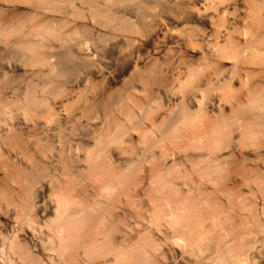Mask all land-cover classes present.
<instances>
[{"label":"bare ground","instance_id":"bare-ground-1","mask_svg":"<svg viewBox=\"0 0 264 264\" xmlns=\"http://www.w3.org/2000/svg\"><path fill=\"white\" fill-rule=\"evenodd\" d=\"M263 150L264 0H0V264H264Z\"/></svg>","mask_w":264,"mask_h":264},{"label":"rangeland","instance_id":"rangeland-1","mask_svg":"<svg viewBox=\"0 0 264 264\" xmlns=\"http://www.w3.org/2000/svg\"><path fill=\"white\" fill-rule=\"evenodd\" d=\"M46 5H48V4H46ZM25 6L24 5L18 6L19 11L15 12L13 14V18L15 20H20V21H22L24 23L26 22L27 24H31L33 22L34 23L37 22V20H33L32 19V16H34V14L36 13V10L31 12V10L29 8L25 7ZM1 7L5 8L4 6H1ZM51 7H52L51 5H48L46 7L47 8L46 9V13H41L42 14L41 18H39L38 21L42 20V23H44V24L47 23L49 25L54 26V25H56L57 18L59 17V15L57 13H54L53 11H50ZM44 18H46V19H44ZM18 72L22 73L24 71L19 69ZM126 76H128V74H125L122 77H119V81L112 82V86H114V87L120 86V84H121L120 78L122 79V78H124ZM98 79H100V77ZM248 141H249L248 144H249L250 148H254L253 146H254V144L257 143V139L256 140L255 139H251V140H248ZM136 142H137V146L139 145L138 148H140V146H142V144L138 140H136ZM163 144H166L167 147H170L173 150H178V148H179V146L181 144V141H176V140H173V141L172 140L171 141L168 140L167 142L164 141L163 143L158 144L155 147V150L161 148V146ZM172 153H173L172 150H169L168 153H164V154H160L159 152H157L155 156H149V157L142 156L141 151H138L137 153H133L134 154L133 155V160L135 161V163L137 162L136 163L137 174L138 175L142 174L143 171H144V168H149L151 166H155V165H158V164L159 165H166V166L172 164V166H174V167H180V166L188 165L189 162L185 163L186 160H184L183 157H181V156L180 157L179 156L176 157V156L172 155ZM263 153H264V150H263ZM174 160H176L177 163H175ZM260 161H261V163H264V154L260 158ZM142 185L143 184H141V191L144 192V189H142L143 188ZM251 208L252 209L255 208V209H258V210H259V208H263L264 209V201L262 200L261 202L260 201L253 202L251 204ZM259 218L264 222V212L259 214Z\"/></svg>","mask_w":264,"mask_h":264}]
</instances>
